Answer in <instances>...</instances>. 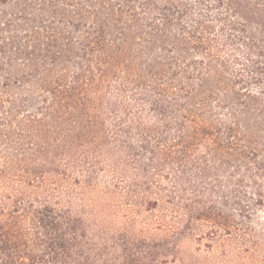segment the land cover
Here are the masks:
<instances>
[{"label":"trees","instance_id":"trees-1","mask_svg":"<svg viewBox=\"0 0 264 264\" xmlns=\"http://www.w3.org/2000/svg\"><path fill=\"white\" fill-rule=\"evenodd\" d=\"M262 255L264 0H0V264Z\"/></svg>","mask_w":264,"mask_h":264},{"label":"rangeland","instance_id":"rangeland-1","mask_svg":"<svg viewBox=\"0 0 264 264\" xmlns=\"http://www.w3.org/2000/svg\"><path fill=\"white\" fill-rule=\"evenodd\" d=\"M206 252H207L206 250H202L201 254H204ZM255 264H264V257H263V255L257 258V261H256Z\"/></svg>","mask_w":264,"mask_h":264}]
</instances>
